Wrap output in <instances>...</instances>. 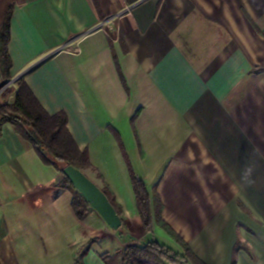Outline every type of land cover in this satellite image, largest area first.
<instances>
[{"label": "crops", "instance_id": "crops-1", "mask_svg": "<svg viewBox=\"0 0 264 264\" xmlns=\"http://www.w3.org/2000/svg\"><path fill=\"white\" fill-rule=\"evenodd\" d=\"M10 9L8 102L23 81L67 115L127 233L91 206L78 219L62 173L5 123L0 264H78L87 246L81 264H121L156 239L130 167L204 264H264V0H0V24Z\"/></svg>", "mask_w": 264, "mask_h": 264}, {"label": "trees", "instance_id": "trees-1", "mask_svg": "<svg viewBox=\"0 0 264 264\" xmlns=\"http://www.w3.org/2000/svg\"><path fill=\"white\" fill-rule=\"evenodd\" d=\"M11 15L12 11L10 9L4 21L0 24V75L5 81L11 80L12 60L8 49L11 38ZM3 87L4 85H0V90ZM17 87L15 100L12 103L8 102L7 98L13 92V89L7 88L6 93H3L4 102H0V125L11 123L16 132L36 149L42 161L53 166L63 176V168L67 165H71L83 173L91 169L93 166L88 151L81 150L78 147L68 130L67 115L64 112L49 115L23 81H20ZM118 142L125 155L123 144L119 138ZM130 174L142 221L149 226L156 222L181 246L183 255L153 239L144 245L127 247L121 264H180L178 258L181 261L183 259L186 263L204 264L188 245L162 221V206L158 195L154 193L153 196H150L145 184L135 176L131 167ZM61 187L72 193L74 212L78 219L85 220L90 210V204L66 176H64ZM102 191L120 216L122 220L121 229L124 230L126 227L123 224L122 213L113 194L107 189H102ZM88 250L89 246L79 253L78 264L82 263V259Z\"/></svg>", "mask_w": 264, "mask_h": 264}, {"label": "water", "instance_id": "water-1", "mask_svg": "<svg viewBox=\"0 0 264 264\" xmlns=\"http://www.w3.org/2000/svg\"><path fill=\"white\" fill-rule=\"evenodd\" d=\"M63 174L77 191L82 194L90 206L102 216L112 230L117 231L121 229L122 220L101 188L82 171L71 165L63 168Z\"/></svg>", "mask_w": 264, "mask_h": 264}, {"label": "rangeland", "instance_id": "rangeland-1", "mask_svg": "<svg viewBox=\"0 0 264 264\" xmlns=\"http://www.w3.org/2000/svg\"><path fill=\"white\" fill-rule=\"evenodd\" d=\"M12 88H14V87H11V89ZM7 90V87H3L0 91L2 92V94L5 92ZM6 93V92H5ZM0 102H4V100L2 101V100H0ZM129 172H130V169H129ZM130 177H131V174H130ZM152 195H154L153 193H152ZM141 221H142V219H141ZM142 225H141V227L144 229V231L145 232H148V233H150V234H152V232H153V237H155L159 242H161V243H169L168 242V240L170 239V237H171V235H169L168 233H166L160 226L159 227H155L154 228V231H153V225H154V222L149 226V225H147V223H144L143 221H142V223H141ZM126 227V226H125ZM142 228L141 229H139V231H138V234H139V236L141 235V233H142ZM120 232L121 233H127V228H125L124 230H120ZM143 238V237H142ZM148 242H146V244H147ZM133 246V245H132ZM111 248H109V249H113L114 248V246L113 245H111L110 246ZM180 255H181V253H179ZM188 260V259H187ZM178 262L180 263V264H191L190 262H187L186 263V261H184L183 259H182V261L180 260V258H178Z\"/></svg>", "mask_w": 264, "mask_h": 264}]
</instances>
